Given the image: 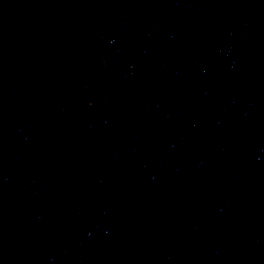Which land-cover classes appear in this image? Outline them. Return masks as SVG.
I'll list each match as a JSON object with an SVG mask.
<instances>
[{
	"label": "water",
	"instance_id": "1",
	"mask_svg": "<svg viewBox=\"0 0 264 264\" xmlns=\"http://www.w3.org/2000/svg\"><path fill=\"white\" fill-rule=\"evenodd\" d=\"M0 264H264V0H0Z\"/></svg>",
	"mask_w": 264,
	"mask_h": 264
}]
</instances>
